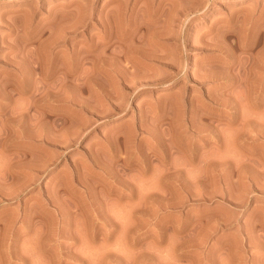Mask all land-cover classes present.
Returning <instances> with one entry per match:
<instances>
[{
  "label": "rangeland",
  "instance_id": "374dc122",
  "mask_svg": "<svg viewBox=\"0 0 264 264\" xmlns=\"http://www.w3.org/2000/svg\"><path fill=\"white\" fill-rule=\"evenodd\" d=\"M193 1L0 0V264H264V0Z\"/></svg>",
  "mask_w": 264,
  "mask_h": 264
},
{
  "label": "bare ground",
  "instance_id": "6f19581e",
  "mask_svg": "<svg viewBox=\"0 0 264 264\" xmlns=\"http://www.w3.org/2000/svg\"><path fill=\"white\" fill-rule=\"evenodd\" d=\"M205 1V2H204ZM204 1H202L201 3H203V4H201L202 6H200L201 8L200 9H203L206 5H208L210 2L212 3V2H215V1H217V0H204ZM186 3V2H185ZM176 6V5H175ZM174 6V7H175ZM178 6V5H177ZM183 6V5H182ZM182 6H180V7H182ZM185 6V5H184ZM197 7V4H195V1H193V0H189V2H187V4H186V7L184 8V10L187 12V11H193V9L194 8H196ZM177 8V7H176ZM180 9H182V8H180ZM250 10V9H249ZM179 11V10H178ZM189 15V14H188ZM245 16H246V14H245ZM247 16H248V14H247ZM227 21H229L228 22V27H227V29H226V31L225 32H223V34H221L220 36L221 37H219L220 39V43H218L217 41V43H218V45H217V43H216V45H211V43H209V42H207V43H209L210 45L209 46H215V47H213V48H216V50H218V55H221L222 53H224L225 52V54L227 55H229V54H232L233 53V51L232 50H235V49H238V48H240V49H251V48H254L255 47V44H256V42H254L255 40H254V38H249L250 39V41H245V40H248V39H246V38H244L243 39V37L240 35V33L238 34V31L240 30V28H239V26H240V24H239V22H240V20H239V17H237L236 15H234V13H230L229 14V19L227 20ZM231 22H234V24L233 25H231V26H229L230 25V23ZM254 28V27H253ZM220 29V28H219ZM248 29V28H247ZM253 30H255V29H253ZM211 31V30H210ZM216 31V30H215ZM219 32L217 31V35H219L218 34ZM214 36H216L215 34H214ZM251 36V35H250ZM256 38V37H255ZM254 41H253V40ZM202 40V39H201ZM200 40V41H201ZM217 40V39H216ZM257 40V39H256ZM197 42V41H196ZM202 45H204V46H208L207 45V43H206V40H202V42H200ZM214 43H215V41H214ZM213 43V44H214ZM228 43H230V44H228ZM198 44L199 43H197L196 45L198 46ZM201 44H200V46H201ZM193 45H194V43H193ZM252 50V49H251ZM225 55V56H226ZM233 55V54H232ZM220 58V57H219ZM219 58H216V59H219ZM230 60V63H227L228 61ZM255 61V60H254ZM210 62H212L213 64V66L212 67H204V68H206L207 70H208V74L206 73V76H207V78L208 79H212V80H214V81H216V82H219L220 81V79H222L223 77H221V75H222V73H223V71H222V69L226 66L227 68H231L230 66H234L235 64H236V62L232 59V57L230 58V59H228V58H225V57H223V56H221V58L217 61V60H215L214 62L213 61H210ZM251 63H253V62H251ZM247 64L246 66H244L243 64V62L242 63H238L239 64V67H242V69L243 68H245V71L249 74V73H253L254 71H257L256 69H257V67H256V69H255V66L254 65H252V64ZM234 64V65H233ZM237 64V65H238ZM254 64V63H253ZM242 65V66H241ZM211 66V65H210ZM205 69V70H206ZM259 69V68H258ZM206 70V71H207ZM261 70H262V72L264 71L263 69H261V67H260V71H257L258 73L259 72H261ZM255 73V72H254ZM195 74V73H194ZM202 77V76H201ZM203 79L205 78V77H202ZM202 78H200V76L198 75V74H195L194 76H190L189 77V79L190 80H193V81H196V82H199L200 80H203ZM206 78V79H207ZM235 78V77H234ZM235 118V115L233 116V119Z\"/></svg>",
  "mask_w": 264,
  "mask_h": 264
}]
</instances>
